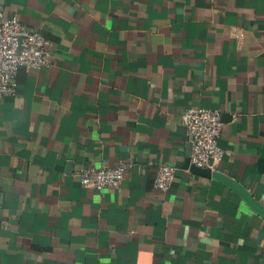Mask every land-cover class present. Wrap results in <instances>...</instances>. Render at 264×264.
<instances>
[{"label": "crops", "instance_id": "obj_1", "mask_svg": "<svg viewBox=\"0 0 264 264\" xmlns=\"http://www.w3.org/2000/svg\"><path fill=\"white\" fill-rule=\"evenodd\" d=\"M0 5L49 58L0 97V264H264V0ZM186 105L220 111L211 169L257 208L190 170ZM118 162V186L79 183L82 166Z\"/></svg>", "mask_w": 264, "mask_h": 264}, {"label": "built area", "instance_id": "obj_2", "mask_svg": "<svg viewBox=\"0 0 264 264\" xmlns=\"http://www.w3.org/2000/svg\"><path fill=\"white\" fill-rule=\"evenodd\" d=\"M46 42L40 32L24 26L16 14H4L0 5V97L14 93L16 71L20 65L38 68L49 64ZM180 123L189 144V161L196 166L211 168L222 154L217 144L220 111L215 107L186 105L181 111ZM146 164H152V161L147 159ZM129 167V162L82 166L78 171L79 183L85 187H116ZM173 175L172 164L157 162L153 166L152 184L163 191ZM3 222L0 217V226Z\"/></svg>", "mask_w": 264, "mask_h": 264}, {"label": "water", "instance_id": "obj_3", "mask_svg": "<svg viewBox=\"0 0 264 264\" xmlns=\"http://www.w3.org/2000/svg\"><path fill=\"white\" fill-rule=\"evenodd\" d=\"M189 168L191 171L201 174V175H205V176H213L218 178L219 180L225 182L227 185L231 186L233 189H235L239 194L242 195L243 199L250 205L253 206L254 208H257L258 206L256 205V203L251 199V197L247 194L244 193L239 186L234 183V181H231L229 179V177L225 176L222 173H219L217 171H215L214 169H211L207 166H196L192 163H189Z\"/></svg>", "mask_w": 264, "mask_h": 264}]
</instances>
